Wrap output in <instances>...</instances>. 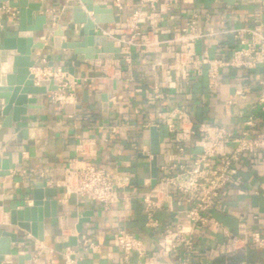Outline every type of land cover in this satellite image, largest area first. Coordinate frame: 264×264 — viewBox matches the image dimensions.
<instances>
[{"label": "crops", "instance_id": "1", "mask_svg": "<svg viewBox=\"0 0 264 264\" xmlns=\"http://www.w3.org/2000/svg\"><path fill=\"white\" fill-rule=\"evenodd\" d=\"M121 1L119 11L112 0H93L102 9L101 19L113 17L112 22L95 24V29L117 36L124 28V36L133 43H141L140 36L133 35L138 32L158 46L146 51L133 45L129 56L105 59L56 49L50 38L57 29L63 32L61 41L83 38L82 25L73 23L71 7H81L92 21L93 13L79 0H47L43 13H37L47 16V24L34 35V45H40L31 51L35 82L44 78L45 68L61 69L71 81L64 91L37 95L35 108L11 127H0V229L17 234L2 264H33L35 257L38 264H180L184 253L171 247L165 229H180L191 238L190 264H264V250L254 248L250 240L252 232L264 235V151L254 157L243 155L234 165L233 183L221 191L216 206L204 213L203 224L188 218L192 202L169 188L170 199L154 215L158 227L150 228L142 200L156 185H151V128L159 133L163 157L156 182L170 165L190 166L201 152L199 140L205 134L214 135L217 128L234 136L264 135V112L256 104L264 66L221 65L238 47L231 30L261 27L264 35V0H177L172 4L160 0L150 21L136 29L126 22L140 7V0ZM2 3L17 10V0ZM142 9L151 13L148 6ZM194 12L197 30L205 36L190 44L189 53L196 62L186 67L185 76L171 68L176 53L184 48L171 39ZM17 30L18 13L0 16V48L2 39ZM88 48L102 49L95 44ZM212 69L217 71L215 79L210 76ZM4 104L0 99V125ZM168 117L174 132L164 123ZM80 145L83 158L116 181V201L109 210L88 197L64 192V169ZM232 148L228 144L226 151ZM38 183L43 184L44 196L53 191L57 202V216L43 219V241L10 223L12 211L32 205ZM83 218L86 221L78 233L76 227ZM240 224L245 227L241 237L247 239L246 246L223 254L220 247L227 235H238ZM120 231L143 242L142 257L133 253L125 261L115 240ZM71 238L76 244L66 246Z\"/></svg>", "mask_w": 264, "mask_h": 264}, {"label": "built area", "instance_id": "2", "mask_svg": "<svg viewBox=\"0 0 264 264\" xmlns=\"http://www.w3.org/2000/svg\"><path fill=\"white\" fill-rule=\"evenodd\" d=\"M160 0H140V7L126 22V25H132L137 28L140 23L150 21L151 15L155 11V6ZM172 4L177 0H165ZM113 6L121 11L123 9L121 0H112ZM149 7L150 14L143 11L142 7ZM7 12L12 16L17 15L16 9H9L7 4H0V16ZM197 13L191 14L188 23L181 29L173 39L174 43L182 44L184 48L176 53L173 69L181 70L185 76L188 75L186 67L196 62L193 56L189 53V46L197 39L205 36L204 33L197 30ZM124 28L119 30L117 36L110 35L101 29H95V33L100 31V35L110 38L113 45L120 49L121 55L124 57L130 55L131 46H136L144 50L150 47L158 46V42H151L148 35L141 33H133L141 38V43L135 44L132 39H127L123 34ZM234 39L238 43V47L233 50L232 56L228 61L222 62L221 65L231 66L236 68L253 69L258 65L264 66V35L261 27L254 28H237L230 31ZM133 38V36H132ZM249 39V40H247ZM109 40V39H108ZM211 78L217 77L216 69L210 72ZM43 77L51 78L56 82L57 90L64 91L68 87L66 73L61 69H43ZM41 79V78H39ZM55 92V93H56ZM258 108L264 112V75L260 80V92L256 100ZM169 130L174 132V128L170 117L164 120ZM178 142L180 140L176 138ZM233 144L230 152L226 151V146ZM201 147V152L198 153L190 166H175L167 167V174L164 175L156 185L148 189L143 195L144 212L147 217V226L157 228L158 222L154 218L155 213L162 209L164 203L170 199L168 189L172 188L186 201H191L193 206L187 211L188 218L193 223L203 224L206 222L204 213L215 207L219 202L221 191L232 184L234 177L232 169L239 162L243 155L256 156L259 151H264V135L257 137L234 136L224 128H217L214 135L205 134L198 142ZM84 147L80 145L77 149L76 157L69 160L67 167L63 173V189L66 195H76L80 197H88L103 207L109 210L112 204L116 201L114 177L108 174L104 169L88 163L84 157ZM216 159L213 164L212 160ZM167 238L171 241L173 249H182L184 255L180 264H190L193 254V242L191 238H186L185 235L176 229H165ZM245 233L243 224L239 225L238 235H227V240L220 247L223 254H230L240 250L247 244V239L241 237ZM245 235V234H244ZM117 246L124 255L125 261L133 253L142 257L145 253L143 242L125 231H120L115 238ZM250 240L254 248L264 250V235L257 232L250 234ZM33 264H38L37 258H34Z\"/></svg>", "mask_w": 264, "mask_h": 264}, {"label": "water", "instance_id": "3", "mask_svg": "<svg viewBox=\"0 0 264 264\" xmlns=\"http://www.w3.org/2000/svg\"><path fill=\"white\" fill-rule=\"evenodd\" d=\"M3 1V0H0ZM88 12L94 15V21L83 13L81 7H71L73 23L82 25L83 38L81 41H61L63 32L60 29L54 31L50 41L56 49L71 50L76 54L94 56L95 58H120V49L104 35L95 33V24L112 22L113 17L101 19L99 13L102 9L94 5L93 0H79ZM233 1V0H232ZM47 0L34 2L31 0H17L18 30L15 35H6L2 39L0 48V75L4 76L5 86L0 87V99L4 100L1 115L3 117L1 128H9L18 122L28 109L35 108L36 96L57 90V85L52 79H37L31 72L35 62L31 59V51L34 45L35 33L42 32L47 24V16L43 13ZM93 44L101 46V51H95L88 46ZM68 82L71 79L67 80ZM27 95L32 98L28 99ZM150 152L153 156L151 162V185H155L159 174V168L163 165V157L160 154L159 133L156 128H151ZM43 184L38 183L32 192V205L10 213L11 225L30 234L38 241H43V219L57 216V202L53 198V191H42ZM79 221L76 230L81 232L82 223ZM17 242V234L0 229V264L6 255L11 253V244ZM76 239L71 238L66 246H74Z\"/></svg>", "mask_w": 264, "mask_h": 264}, {"label": "bare ground", "instance_id": "4", "mask_svg": "<svg viewBox=\"0 0 264 264\" xmlns=\"http://www.w3.org/2000/svg\"><path fill=\"white\" fill-rule=\"evenodd\" d=\"M41 79H51V78H41Z\"/></svg>", "mask_w": 264, "mask_h": 264}]
</instances>
